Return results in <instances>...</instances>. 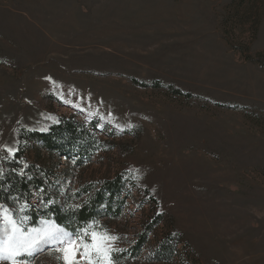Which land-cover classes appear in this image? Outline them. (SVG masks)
Wrapping results in <instances>:
<instances>
[{"label": "rangeland", "instance_id": "1", "mask_svg": "<svg viewBox=\"0 0 264 264\" xmlns=\"http://www.w3.org/2000/svg\"><path fill=\"white\" fill-rule=\"evenodd\" d=\"M62 117L95 125L104 150L76 169L41 164L71 172V188L121 172L137 183L106 226L111 248L160 216L141 255L115 264H264V0H0V176L20 131ZM31 208L0 205V227L7 215L26 232L63 229L33 225ZM60 247L19 259L65 264Z\"/></svg>", "mask_w": 264, "mask_h": 264}, {"label": "trees", "instance_id": "2", "mask_svg": "<svg viewBox=\"0 0 264 264\" xmlns=\"http://www.w3.org/2000/svg\"><path fill=\"white\" fill-rule=\"evenodd\" d=\"M132 80L139 86H149L146 82ZM153 86L160 87L161 83ZM168 88L177 95L193 96L171 85ZM94 126L89 127L71 117H62L46 131H20L17 134L19 144L13 154L14 159L8 163V171L0 176V205L15 208L29 204L32 208L28 214L33 225L50 220L74 234H82L84 229L108 233L106 226L124 215L127 200L133 198L132 191L137 188L131 173L121 172L114 178L80 183L76 188H71V172L62 170L58 173V167L39 162L41 154L45 153L50 160L65 158L75 169L82 167L105 147V143L93 131L96 129ZM31 148L39 150L34 162L26 158ZM144 192L155 201L148 189ZM34 199L40 202L38 206H32ZM159 220L160 216H155L138 235V239L126 249L113 250V260L121 262L140 256ZM174 246L167 239L153 255L154 258L165 261L172 256Z\"/></svg>", "mask_w": 264, "mask_h": 264}, {"label": "snow or ice", "instance_id": "3", "mask_svg": "<svg viewBox=\"0 0 264 264\" xmlns=\"http://www.w3.org/2000/svg\"><path fill=\"white\" fill-rule=\"evenodd\" d=\"M45 130L46 129H42ZM12 152V149H8ZM117 239L107 233L89 232L70 234L60 228L33 229L26 232L10 216H5V223L0 227V261L10 264H24L19 257L32 255L42 245L55 243L60 245L65 264H79L84 259L87 264H115L109 241Z\"/></svg>", "mask_w": 264, "mask_h": 264}]
</instances>
